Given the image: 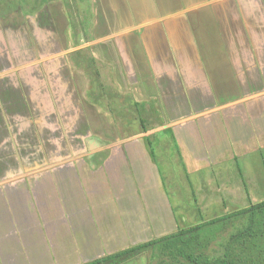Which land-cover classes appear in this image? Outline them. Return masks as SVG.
Instances as JSON below:
<instances>
[{"label": "crops", "instance_id": "crops-1", "mask_svg": "<svg viewBox=\"0 0 264 264\" xmlns=\"http://www.w3.org/2000/svg\"><path fill=\"white\" fill-rule=\"evenodd\" d=\"M162 143L189 192L264 150V0H0V264L183 228Z\"/></svg>", "mask_w": 264, "mask_h": 264}, {"label": "rangeland", "instance_id": "rangeland-1", "mask_svg": "<svg viewBox=\"0 0 264 264\" xmlns=\"http://www.w3.org/2000/svg\"><path fill=\"white\" fill-rule=\"evenodd\" d=\"M167 132L159 131L158 135L165 136ZM159 146V153L169 163L174 165V174L168 177V181L173 180V183L169 184L170 192L172 195L173 203L176 206L179 214L186 215V222L181 224L183 227L193 226L203 221L211 220L225 215L226 213L236 212L245 209L253 204L259 203L264 200V150L258 153H254L247 157H242L237 160L236 163H226V171L236 172V177L241 180L240 183L226 185L207 182L204 190L200 189V185H195L193 194L186 191V177L181 171L179 164L177 163L176 155L174 156L172 151H169L165 147V144ZM169 147V145H168ZM163 151V153L161 152ZM238 168V169H237ZM225 169L224 167L221 170ZM242 172L241 174H239ZM209 179V176H206ZM195 179V176L192 177ZM179 183H176V182ZM194 185V184H193ZM263 186V188H262ZM177 188V191L175 190ZM222 188V189H221ZM224 188H226L224 190ZM180 198H187L191 201L193 196L198 198V205L196 202H179L177 195ZM193 195V196H192ZM222 196L226 197L230 202H220ZM224 197V198H225ZM227 205V206H226ZM248 220L247 218H239L233 220L225 227L217 237V239L211 244L208 250V256L211 259L220 258L223 256L225 246L229 240L231 234L242 229ZM162 258V254L158 248H149L141 254L124 260L119 264H156Z\"/></svg>", "mask_w": 264, "mask_h": 264}, {"label": "trees", "instance_id": "trees-1", "mask_svg": "<svg viewBox=\"0 0 264 264\" xmlns=\"http://www.w3.org/2000/svg\"><path fill=\"white\" fill-rule=\"evenodd\" d=\"M239 218H247V224L230 235L222 257L211 259V244ZM153 247L162 254L156 264H264V200L85 264H119Z\"/></svg>", "mask_w": 264, "mask_h": 264}, {"label": "water", "instance_id": "water-1", "mask_svg": "<svg viewBox=\"0 0 264 264\" xmlns=\"http://www.w3.org/2000/svg\"><path fill=\"white\" fill-rule=\"evenodd\" d=\"M93 145H96V144H93ZM98 146H100V144ZM98 146H96V147H98ZM93 147H95V146H93Z\"/></svg>", "mask_w": 264, "mask_h": 264}]
</instances>
